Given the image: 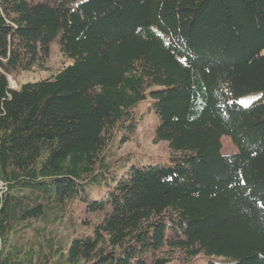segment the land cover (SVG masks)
I'll return each instance as SVG.
<instances>
[{"label":"trees","instance_id":"trees-1","mask_svg":"<svg viewBox=\"0 0 264 264\" xmlns=\"http://www.w3.org/2000/svg\"><path fill=\"white\" fill-rule=\"evenodd\" d=\"M147 100L166 160L118 154ZM200 255L264 264V0H0V264Z\"/></svg>","mask_w":264,"mask_h":264},{"label":"rangeland","instance_id":"rangeland-1","mask_svg":"<svg viewBox=\"0 0 264 264\" xmlns=\"http://www.w3.org/2000/svg\"><path fill=\"white\" fill-rule=\"evenodd\" d=\"M36 1V0H35ZM65 59L60 51L58 41L55 40L51 44L50 57L47 62L46 69H36L29 74H23L21 78L15 81L12 76H10L11 86L13 88L20 87L23 83L28 81H38L42 78H47L52 76L57 72V70L63 65ZM258 96L256 94L247 96L240 99V102L244 105L250 104ZM138 108L144 111V116L142 117L137 130L130 136L129 140L123 145H121L118 154H132L135 158H141L144 161H160L166 160L169 157L170 149L169 145L165 141L155 142V130L159 123V119L156 115L149 111V100L139 104ZM121 138V137H120ZM119 138V139H120ZM118 139V140H119ZM222 152L224 154H234L238 152L237 147L232 142L230 137H222ZM73 220L78 224L83 223L89 217L85 210V205L74 204L72 206ZM90 218V217H89ZM85 219V220H84ZM208 257L205 255H200L192 264H207ZM167 264H180L178 256L173 258Z\"/></svg>","mask_w":264,"mask_h":264}]
</instances>
